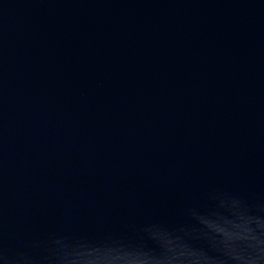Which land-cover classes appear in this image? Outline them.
Wrapping results in <instances>:
<instances>
[{
	"label": "water",
	"instance_id": "obj_1",
	"mask_svg": "<svg viewBox=\"0 0 264 264\" xmlns=\"http://www.w3.org/2000/svg\"><path fill=\"white\" fill-rule=\"evenodd\" d=\"M0 264H264V0H0Z\"/></svg>",
	"mask_w": 264,
	"mask_h": 264
}]
</instances>
